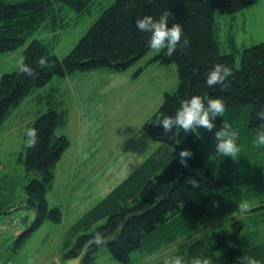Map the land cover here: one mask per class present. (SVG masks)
Returning a JSON list of instances; mask_svg holds the SVG:
<instances>
[{
	"label": "trees",
	"instance_id": "trees-1",
	"mask_svg": "<svg viewBox=\"0 0 264 264\" xmlns=\"http://www.w3.org/2000/svg\"><path fill=\"white\" fill-rule=\"evenodd\" d=\"M93 1L0 0V54L24 46L46 27L48 20L55 24L57 18L64 16L66 7L81 14L89 10ZM254 1L114 0L62 59L51 54L43 41L33 37L23 50L22 63L28 67L20 69L19 66L0 76L1 124L33 89L45 86L53 78L97 68L124 71L145 56L152 50L147 46L150 34L137 29V17L149 14L158 18L168 12L169 26L180 23L183 28L181 39L189 38L190 43L178 45L173 55L167 56L162 50L151 59L161 65L175 63L178 75L176 89L164 94L159 109L141 126V130L159 144L158 148L71 227L72 244L66 245L63 263L76 257L87 241L95 238L109 239L106 245L112 258L128 264L131 253L141 248L143 240L169 220L183 214L194 221L202 220L205 214L202 221L222 215L224 209H228L225 194L230 191V182L237 179V160L247 170L242 176L258 170L255 164L264 169V145H261V159L252 154L245 155L246 160L240 154L235 159L223 156L214 147V133L222 127V122L227 118L236 120L238 111L244 107L249 108L248 118L246 125L240 128L248 134L239 133L236 122L229 123L239 133L237 143L255 139L256 130L262 123L256 114L264 112V43L243 48L239 52L240 66L236 68L238 51L221 53L214 24L217 12L235 14ZM231 42L235 44L232 38ZM216 63L227 64L232 68V75L224 85L210 86L206 83V75ZM196 94H207L224 101L225 111L216 117V127L212 131L202 126L189 132L174 127L165 133L162 126L154 125L157 117L174 115L181 99ZM66 124L64 110L44 112L32 124L37 130V143L34 147L27 145L23 164L28 179L26 205L35 214L30 226L18 235L10 236L15 238L14 250L20 248L44 221L58 223L62 219L58 207L47 206L46 193L53 187L56 165L69 147L67 138L57 134V129ZM183 149L192 152L186 158L187 165L180 163L179 152ZM31 174L35 177L29 178ZM249 176L256 179V174ZM189 178L197 184L189 183ZM11 208L0 203V212L4 214L13 212ZM103 220L105 222L99 225ZM231 226L234 231L229 237H221L213 231L210 237L216 240L214 244H209L208 235L172 256L182 255L187 264H192L194 257H208L211 264H247L244 257L251 256L264 264V244L244 250L232 248L215 256L222 249L238 244L242 224L237 220ZM98 248V245H91L82 262H90ZM164 260L155 264H164Z\"/></svg>",
	"mask_w": 264,
	"mask_h": 264
},
{
	"label": "rangeland",
	"instance_id": "rangeland-1",
	"mask_svg": "<svg viewBox=\"0 0 264 264\" xmlns=\"http://www.w3.org/2000/svg\"><path fill=\"white\" fill-rule=\"evenodd\" d=\"M113 1L94 0L89 10L81 14L66 7L64 16L57 18L55 24L48 20L46 27L33 37L62 59ZM214 24L221 53L238 51V68L243 48L264 43V0H255L235 14L217 12ZM31 39L24 46L0 54V76L20 66L23 50ZM158 53L152 49L124 71L97 68L53 78L45 86L33 89L0 124V203L10 205L13 201L17 209L8 214L0 212V219L25 216L14 235L30 226L35 214L26 205L25 196L28 179L23 160L29 139L27 129L32 128L40 114L64 110L67 124L58 128L57 134L69 141L56 165L53 187L46 193L47 206L60 209L61 221H44L15 250L14 237L0 241V260L4 264H64L62 254L66 245L72 244L71 227L158 148L159 144L141 126L159 109L164 94L172 93L178 84L175 63L161 65L151 61ZM248 111L244 107L236 120L227 118L226 122H236L239 133L248 134L240 128L246 125ZM251 139L237 143L238 154L245 160V155H262L261 145ZM240 162L237 160V179L230 182V191L225 194L228 209L222 215L202 221L205 214L202 220L194 221L183 214L169 220L143 240L141 248L131 253L128 264L158 263L210 237L213 231L229 237L234 231L231 224L237 220L242 224L238 244L224 246L216 257L232 248L244 250L264 244V169L255 164L258 170L242 176L247 170ZM250 174H256V179H251ZM215 242L209 238V244ZM80 264L121 263L112 258L106 244H101L90 262Z\"/></svg>",
	"mask_w": 264,
	"mask_h": 264
},
{
	"label": "clouds",
	"instance_id": "clouds-1",
	"mask_svg": "<svg viewBox=\"0 0 264 264\" xmlns=\"http://www.w3.org/2000/svg\"><path fill=\"white\" fill-rule=\"evenodd\" d=\"M169 13L164 12L158 18L153 15H143L136 18V27L141 32L149 33L147 46L157 52L162 50L167 56L173 55L177 50L178 45L187 46L190 41L187 36L182 38L183 28L180 23L168 24ZM27 65L21 63V68H27ZM232 75V68L227 64L216 63L206 75V83L208 85L221 84ZM205 101L207 102L205 104ZM225 111L224 101L219 97H209L207 94L192 95L181 99L179 107L176 109L174 115H163V118L157 117L154 125L162 126V130L167 133L174 127L181 128L185 132L192 131L202 126L209 131L216 127V117L222 115ZM257 118L262 122L256 130L255 143L257 145H264V112H258ZM37 130L34 128L27 129V144L34 147L37 143ZM239 133L232 128L231 124L222 122V127L217 129L214 133L215 149L223 156H231L233 159L240 151L237 144V137ZM192 152L190 149H183L179 153L180 163L187 165V157H190ZM189 183L194 186L197 184L192 178H189ZM246 207V206H245ZM247 264H261L255 257H244ZM164 264H187L182 255L169 256L165 258ZM192 264H211L208 257H194Z\"/></svg>",
	"mask_w": 264,
	"mask_h": 264
},
{
	"label": "water",
	"instance_id": "water-1",
	"mask_svg": "<svg viewBox=\"0 0 264 264\" xmlns=\"http://www.w3.org/2000/svg\"><path fill=\"white\" fill-rule=\"evenodd\" d=\"M15 204H12V211L13 210H17L16 208H14ZM7 212V211H6ZM122 227V224L120 225V228ZM109 242V239H95V238H91L87 241V243L84 245V247L82 248L81 252L74 258H70L68 260H66L64 262V264H80L83 260V258L87 255V252L90 248L91 245H101V244H106Z\"/></svg>",
	"mask_w": 264,
	"mask_h": 264
},
{
	"label": "built area",
	"instance_id": "built-area-1",
	"mask_svg": "<svg viewBox=\"0 0 264 264\" xmlns=\"http://www.w3.org/2000/svg\"><path fill=\"white\" fill-rule=\"evenodd\" d=\"M24 219L25 216H21V219L18 218H9L6 220L0 219V240L12 235L16 230L17 224L23 221ZM0 264L2 263L0 262Z\"/></svg>",
	"mask_w": 264,
	"mask_h": 264
},
{
	"label": "crops",
	"instance_id": "crops-1",
	"mask_svg": "<svg viewBox=\"0 0 264 264\" xmlns=\"http://www.w3.org/2000/svg\"><path fill=\"white\" fill-rule=\"evenodd\" d=\"M64 13H66V11H64ZM61 135H63V134H61ZM11 201H12V200H11ZM12 202H13V201H12ZM12 202H11L10 206H12V204H13ZM14 204H15V203H14ZM14 206L16 207V204H15ZM8 238H10V237H8ZM6 239H7V238H6ZM6 239H5V240H6Z\"/></svg>",
	"mask_w": 264,
	"mask_h": 264
}]
</instances>
